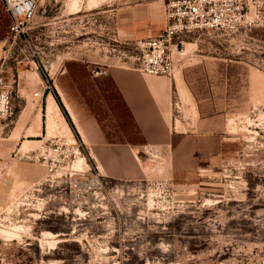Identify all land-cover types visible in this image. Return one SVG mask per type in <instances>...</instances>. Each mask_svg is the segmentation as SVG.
<instances>
[{"label": "rangeland", "instance_id": "rangeland-1", "mask_svg": "<svg viewBox=\"0 0 264 264\" xmlns=\"http://www.w3.org/2000/svg\"><path fill=\"white\" fill-rule=\"evenodd\" d=\"M167 4L37 0L29 35L13 43L0 0V60L10 51L22 61L17 89L21 81L38 85L31 74L37 66L48 90L68 95L76 117H96L113 142L140 143L112 79L93 72L134 71L130 58L140 55V43L167 26ZM147 18L148 28L137 24ZM263 29L247 36L204 32L186 40L185 55L173 54L181 90L174 119L188 134L186 156L177 158L171 177L155 168L165 159L150 158L147 165L155 167L144 179H109L92 166L80 139L71 143L57 133L41 143L30 139L33 155L52 138L75 155L54 176L32 159L31 174L20 176L14 160L5 175L0 168V264H264ZM31 55L35 62L28 64ZM196 103L203 107L199 117ZM20 114L17 107L12 120L0 121V135L16 128L19 117L34 123V114ZM78 151L90 170L87 158L78 166Z\"/></svg>", "mask_w": 264, "mask_h": 264}, {"label": "crops", "instance_id": "crops-1", "mask_svg": "<svg viewBox=\"0 0 264 264\" xmlns=\"http://www.w3.org/2000/svg\"><path fill=\"white\" fill-rule=\"evenodd\" d=\"M137 21V24L143 22L142 27L150 26L148 18ZM261 33L264 34V29ZM262 39L264 41V37ZM35 70H32L31 74L38 80V85L28 86L21 81L17 89L18 108L21 114L30 116L34 114V123L33 118L22 123L20 121L22 117H19L16 128L10 130L6 137L0 135V168L4 175L12 160L15 161V169L20 176L33 173L36 166L28 163L33 155V150H27L31 147L30 143L34 142L30 139L38 138L40 140L36 142L41 143L48 134L53 133L67 138L71 143L77 144L80 139L92 166L101 176L109 179L125 182L144 179L152 174L155 167L147 165L146 160L150 158L166 160L163 167H155L157 170L160 169L164 175L171 177L178 171L176 160L186 156L183 144L188 133L187 130L183 133L179 132L175 124L177 120L174 119V100L178 99L177 94L180 95L181 91L178 90L177 71L174 77L167 79L147 77L126 68L103 69L112 79L132 122V127L142 140L140 143H131L111 141L96 117L92 115L82 116L81 114L76 117L66 101L68 95H65L63 90L53 88L48 90L49 80H45L38 70ZM23 74L26 75L25 72ZM180 77L187 92H190L195 100L193 89L186 82L183 73ZM51 79L54 80V78ZM36 93H39L37 98ZM58 97L76 130L69 124L60 107ZM202 109L201 104L196 103L198 117ZM87 162V169L90 170L91 165L88 158Z\"/></svg>", "mask_w": 264, "mask_h": 264}, {"label": "built area", "instance_id": "built-area-1", "mask_svg": "<svg viewBox=\"0 0 264 264\" xmlns=\"http://www.w3.org/2000/svg\"><path fill=\"white\" fill-rule=\"evenodd\" d=\"M36 0H5L6 12L11 20L13 43L29 35ZM264 24V0H168L167 26L162 33L140 43V55L131 57L132 69L155 76L172 77L175 70L173 58L187 39L204 32H222L247 36L255 27ZM35 54V52H33ZM30 57V56H29ZM26 57L28 64L35 62ZM22 61L9 51L0 60V121L12 120L18 107L16 86L17 66ZM36 70L38 67L36 66ZM93 74L106 75L95 69ZM36 97L39 93L35 94ZM74 149L57 138L47 140L31 156L49 176H54L73 161Z\"/></svg>", "mask_w": 264, "mask_h": 264}, {"label": "bare ground", "instance_id": "bare-ground-1", "mask_svg": "<svg viewBox=\"0 0 264 264\" xmlns=\"http://www.w3.org/2000/svg\"><path fill=\"white\" fill-rule=\"evenodd\" d=\"M36 2H37V0H36ZM35 12H36V4H35L34 15H35ZM33 17H34V16H33ZM173 50H174V54H179V55H181V56H183V55L186 54V51H185L186 49H185V48H184L182 51H177L176 48L174 47ZM176 68H177V67H176ZM35 71H36V70H35ZM175 72H176V69L174 70V74H173L172 77L175 76ZM258 78H259V77H258ZM257 81H258V80H257ZM256 83H257V82H256ZM257 85H259V84H257ZM38 97H39V96H38ZM77 158H78V161H77L78 166H81V164L86 160V157L83 156V154H82L81 152H79V151H78Z\"/></svg>", "mask_w": 264, "mask_h": 264}, {"label": "trees", "instance_id": "trees-1", "mask_svg": "<svg viewBox=\"0 0 264 264\" xmlns=\"http://www.w3.org/2000/svg\"><path fill=\"white\" fill-rule=\"evenodd\" d=\"M58 102H59L60 107L62 108V110H63L65 116L67 117V120H68L69 124L71 125V127H72L74 130H76V128H75L74 124L72 123V120H71V118H70L68 112L66 111V109H65L64 105L62 104V102H61V100H60L59 97H58Z\"/></svg>", "mask_w": 264, "mask_h": 264}]
</instances>
